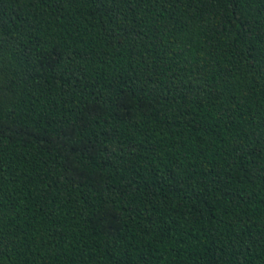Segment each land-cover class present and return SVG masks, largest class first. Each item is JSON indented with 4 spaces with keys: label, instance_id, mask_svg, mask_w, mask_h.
I'll use <instances>...</instances> for the list:
<instances>
[{
    "label": "trees",
    "instance_id": "16d2710c",
    "mask_svg": "<svg viewBox=\"0 0 264 264\" xmlns=\"http://www.w3.org/2000/svg\"><path fill=\"white\" fill-rule=\"evenodd\" d=\"M0 264H264V0H0Z\"/></svg>",
    "mask_w": 264,
    "mask_h": 264
}]
</instances>
